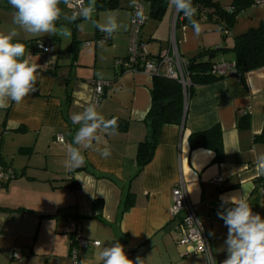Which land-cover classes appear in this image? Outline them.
<instances>
[{"label": "crops", "instance_id": "obj_1", "mask_svg": "<svg viewBox=\"0 0 264 264\" xmlns=\"http://www.w3.org/2000/svg\"><path fill=\"white\" fill-rule=\"evenodd\" d=\"M129 6L127 0L123 7L119 4L122 11H108L120 27L106 43L94 40L84 45L73 37L71 44L67 38L57 48L50 36L32 39H48V56L26 45L31 40L18 29L15 40L27 46L26 55L40 66V79L37 91L22 104L0 109V168L11 175L0 176V207L5 209L0 211V264H73L69 219L76 221L82 237L100 242L79 250L80 264H101L99 252L117 240L129 259L140 257L144 264H206L207 254L178 245V218L170 208L172 189L180 182L205 231L213 233L210 251L217 264L227 257L228 229L217 215L222 198L243 195L246 189L253 212L264 218V175L257 171L264 143L253 139L264 126V67L249 71L244 82L229 75L197 86L183 124L161 128L150 162L138 172L135 156L138 143L147 136L144 119L151 104L152 77L116 66L127 55ZM146 14L141 38L151 55L168 49L172 34L178 52L187 58L233 45L227 44L232 30L224 36L216 25L204 24L197 36L186 22L174 26L168 4L160 19ZM221 60L233 61V55L212 59ZM94 81L110 83L102 90L97 110L106 119L127 120V127L100 134V146L108 147L110 155L104 158L81 149L84 162L71 169L65 165L67 149L80 127L72 117L92 104ZM246 112L250 126L239 128V117ZM216 124L222 130V163L213 161L214 152L190 150L188 143L191 132ZM20 148L30 150L22 153ZM128 193L131 206L123 212ZM95 199L103 201L98 213L92 206ZM15 252L22 258L14 259Z\"/></svg>", "mask_w": 264, "mask_h": 264}, {"label": "clouds", "instance_id": "obj_2", "mask_svg": "<svg viewBox=\"0 0 264 264\" xmlns=\"http://www.w3.org/2000/svg\"><path fill=\"white\" fill-rule=\"evenodd\" d=\"M8 3L14 9L12 22L16 27L6 33L0 31V109L9 107L13 102L16 105L22 104L31 93L37 91L36 85L40 79V66L31 62L26 55L27 46L15 40L20 34L18 29L32 37L47 34L70 39L71 30L63 25L57 26L62 18L70 23L77 20L91 22L107 37H112L120 27L114 15L107 16L103 21L94 19L96 0H88L86 5L84 0H8ZM171 3L178 13L182 12L191 21L194 34L198 36L202 29L192 19L197 13L192 0H171ZM61 4L74 9L71 15L64 13ZM77 27L83 28L84 25L78 24ZM40 47H43L42 43ZM72 122L80 127L67 149L66 167L75 169L83 164L84 154L81 149H92L104 158L110 155L108 147L100 146V134L116 131L115 118L106 119L93 103L75 114ZM257 159L260 165L258 174L264 175V154ZM217 215L228 229L224 241L227 257L221 264H264V218L253 212L248 190L244 189L240 196L222 198ZM206 250L207 255L203 256L206 264H217L211 251L207 247ZM99 260L101 264H144V259L140 257L135 261L129 259L118 240L102 248Z\"/></svg>", "mask_w": 264, "mask_h": 264}, {"label": "trees", "instance_id": "obj_3", "mask_svg": "<svg viewBox=\"0 0 264 264\" xmlns=\"http://www.w3.org/2000/svg\"><path fill=\"white\" fill-rule=\"evenodd\" d=\"M255 1L231 0L228 6H223L216 0H192L193 5L197 8V13L192 19L196 20L200 26L204 24L216 25L218 30L223 32L225 36V34L231 31L238 14L254 5ZM166 6L167 2L164 0H151L149 16L160 19L166 10ZM96 8L98 11L116 9L119 8V3L118 0H96ZM200 16L204 18L202 21L199 19ZM187 24L192 26L189 19H187ZM37 41H26L25 44L31 45L36 49L35 44ZM226 50H230L233 53L232 62L234 63L235 70L230 75H235L241 82H244L246 74L249 71L264 67V21H261L257 27L249 28L246 32L235 35L230 49L224 46L214 50H205L196 56L188 58V71L191 84L185 96L181 85L176 80L163 75L152 77V87L150 89L151 104L144 121L150 127L153 143H147L146 139L138 143L135 156L138 172L150 162L161 128L164 125L183 124L186 107L195 93V88L199 85L213 84L229 76L215 75L211 72L212 65L218 62L212 61V59ZM161 104L163 105L162 109L160 107ZM113 118L116 119L117 128L125 129L127 127V120L116 116L110 117L109 120ZM249 126L250 115L246 112L239 117L238 127L248 128ZM253 139L254 142L264 143V126H262L259 134L254 135ZM188 143L190 150L203 148L214 152L213 161L215 163H222L225 160L222 130L217 124L205 130L191 132L188 136ZM28 150L30 148L19 149L22 153L28 152ZM7 177L11 178V175ZM132 198L131 193L125 196L122 205L123 212L130 208ZM92 206L94 212L98 213L103 207V201L95 199ZM0 211H5V209L0 207ZM71 233L72 241L74 232L71 230ZM76 234H79L78 229L76 230Z\"/></svg>", "mask_w": 264, "mask_h": 264}, {"label": "built area", "instance_id": "obj_4", "mask_svg": "<svg viewBox=\"0 0 264 264\" xmlns=\"http://www.w3.org/2000/svg\"><path fill=\"white\" fill-rule=\"evenodd\" d=\"M168 6L171 7L173 12V24H177L180 21L186 22L187 19L182 12L178 13L174 8L171 0H164ZM151 0H129V25H128V49L127 55L123 59H119L116 62V66L119 71H140L151 77L163 75L167 78L176 80L182 87L184 96L187 93V89L190 86V77L188 71L189 60L187 57L181 55L176 46L174 34L170 41V47L165 50H161L156 55H151L147 50V44L141 38L142 28L147 21V14L144 4L150 6ZM85 4V0H84ZM254 5L264 6V0H256ZM74 9H71V12ZM201 21L204 19L202 16L199 18ZM110 40L105 33L100 32L97 35L95 43H106ZM43 47H40V44ZM90 41H85L84 45H89ZM36 49L45 54L50 55L52 52V46L47 40H38L35 44ZM47 49V51H45ZM235 66L232 61L221 60L212 65V74L227 76L234 73ZM109 82L106 81H94V96L92 104L96 106L100 100L102 90L105 86H109ZM58 140L62 141L58 136ZM10 172L0 168V176H8ZM218 181L220 179H217ZM264 191V188H262ZM171 215L178 218L177 229L179 232V246H190L191 253H205L207 254L206 247L210 250L211 237L205 231L202 223L200 222L193 204L190 202L185 185L180 182L172 189V205L170 208ZM68 225L72 232H74L73 239L69 250V257L73 264H80L79 250L87 247L88 245L99 246L100 242L96 240H90L82 237L80 234H76L77 223L74 219L68 220ZM206 246V247H205ZM14 259H21L22 254L15 252L13 254ZM75 258V259H74Z\"/></svg>", "mask_w": 264, "mask_h": 264}, {"label": "rangeland", "instance_id": "obj_5", "mask_svg": "<svg viewBox=\"0 0 264 264\" xmlns=\"http://www.w3.org/2000/svg\"><path fill=\"white\" fill-rule=\"evenodd\" d=\"M218 1L221 5L226 6L228 5L231 0H216ZM120 6H124V4H127V0H118ZM88 3V0H85V5ZM60 7L63 9L64 13L67 15H71V9L66 7L65 5L61 4ZM146 12L149 11V6L148 4H144ZM97 9V8H96ZM119 8L117 11H122ZM109 10H100L98 12H95L94 14V19L98 21H103L104 18L107 16H110L108 12ZM13 12L14 9L10 6L8 3V0H0V31L2 32H8L10 29L16 27L13 22H12V17H13ZM261 21H264V6H257V5H252L243 11H241L238 16L236 17V20L233 24L232 31L233 34H228L227 35V44L229 45L233 41V37L235 35L241 34L246 32L249 28L252 27H257ZM78 24H83V28H78ZM65 26L71 30V38H70V43L72 42V39H74L81 44L82 42L85 41H94L96 40V31L97 29L93 26L91 22L88 21H82V20H77L76 22H68L67 20H64L63 18L57 22V26ZM214 25V24H212ZM24 37H26L28 40H32L38 37H32L26 33L23 32ZM44 36H50L52 37L51 42L53 43V47H60L61 44H66L67 43V38H63L59 35H56L54 38V35H44ZM42 36V37H44ZM69 39V38H68ZM24 40V39H23ZM107 45V44H104ZM54 50V49H53ZM233 53L230 50H226L224 53L221 54V56H225L226 58L228 56H232ZM231 58V57H230ZM1 139V138H0Z\"/></svg>", "mask_w": 264, "mask_h": 264}, {"label": "water", "instance_id": "obj_6", "mask_svg": "<svg viewBox=\"0 0 264 264\" xmlns=\"http://www.w3.org/2000/svg\"><path fill=\"white\" fill-rule=\"evenodd\" d=\"M160 107H161V109H162V108H163V105L161 104ZM146 141H147V143H149V144H152V143H153V141H152V132H151V130H150L149 125H147V136H146Z\"/></svg>", "mask_w": 264, "mask_h": 264}]
</instances>
